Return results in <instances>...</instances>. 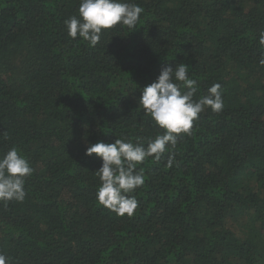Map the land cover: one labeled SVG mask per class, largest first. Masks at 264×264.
<instances>
[{"label":"trees","instance_id":"obj_1","mask_svg":"<svg viewBox=\"0 0 264 264\" xmlns=\"http://www.w3.org/2000/svg\"><path fill=\"white\" fill-rule=\"evenodd\" d=\"M135 30H103L95 47L64 21L80 0H0V156L16 147L34 169L23 202H0L9 264H264V0H125ZM189 66L195 100L221 85L165 152L138 165L139 206L98 204L89 144L147 145L163 130L139 106L165 66Z\"/></svg>","mask_w":264,"mask_h":264},{"label":"clouds","instance_id":"obj_2","mask_svg":"<svg viewBox=\"0 0 264 264\" xmlns=\"http://www.w3.org/2000/svg\"><path fill=\"white\" fill-rule=\"evenodd\" d=\"M144 9L136 3L125 0H80L78 14L64 21L68 35L77 36L95 47L103 30L117 24L132 31ZM264 46V32L259 38ZM264 65V52L259 60ZM187 64L165 66L156 80L141 91L139 106L149 115L155 125L163 130L147 145L121 137L113 143L98 142L85 148V155L95 154L102 161L96 170L100 184L96 191L98 204L117 215L133 216L139 203L133 193L144 185L145 172L138 165L151 157L158 162L165 152H169L167 167L174 163V153L180 134L190 135L193 123L206 107L219 113L224 108L221 85L214 83L208 94L194 99L198 89L197 80L191 78ZM34 169L16 147L10 148L0 156V202H23L26 197L25 178L31 176ZM0 264H9V258L0 252Z\"/></svg>","mask_w":264,"mask_h":264}]
</instances>
